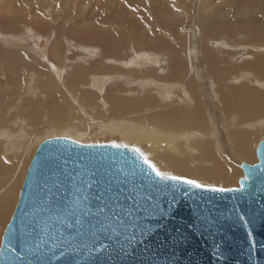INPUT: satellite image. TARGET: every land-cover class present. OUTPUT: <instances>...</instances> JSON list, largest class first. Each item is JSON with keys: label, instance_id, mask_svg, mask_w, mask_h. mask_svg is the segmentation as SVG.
<instances>
[{"label": "bare ground", "instance_id": "bare-ground-1", "mask_svg": "<svg viewBox=\"0 0 264 264\" xmlns=\"http://www.w3.org/2000/svg\"><path fill=\"white\" fill-rule=\"evenodd\" d=\"M74 1L60 23L51 10L53 30L41 1L0 0V24L8 26L0 31V226L45 131L127 139L159 171L220 187L236 180L230 158L256 161L253 139L264 131V0H200L201 63L187 48L189 33L177 37L183 50L175 56L177 48L136 25L147 13L154 19L157 0H95L92 11L94 0ZM175 1L181 19L188 1ZM70 19L75 32L65 28ZM238 33L242 40L234 42ZM76 97L98 128L69 120L79 116Z\"/></svg>", "mask_w": 264, "mask_h": 264}, {"label": "water", "instance_id": "water-1", "mask_svg": "<svg viewBox=\"0 0 264 264\" xmlns=\"http://www.w3.org/2000/svg\"><path fill=\"white\" fill-rule=\"evenodd\" d=\"M256 156L240 188L214 191L157 176L131 148L47 138L0 264H264V140Z\"/></svg>", "mask_w": 264, "mask_h": 264}, {"label": "rangeland", "instance_id": "rangeland-1", "mask_svg": "<svg viewBox=\"0 0 264 264\" xmlns=\"http://www.w3.org/2000/svg\"><path fill=\"white\" fill-rule=\"evenodd\" d=\"M38 1L39 2L41 1L40 2L41 3L40 7L42 9L43 8H45V9L47 8V10H44V9L42 10L40 8L41 9L40 11H41V13H45V12L48 13V16L50 17L49 19H51V27H53V30H58V24H57V21L52 20V19H54V18H52V16H53L52 14L54 12H57L58 13V15H59L58 21L60 23V22L63 21V13L66 12V11L73 10L76 7V3H75L74 0H57V5H59V7H58L57 10H55V9L53 10V8L55 6L54 4L56 3V0H52V1L49 0L50 1V2L48 1L49 5H46L45 4V2H47V0H45V1L44 0H38ZM111 1H113V0H111ZM157 1H159L161 3H159V5H158V8H157L156 13L154 15V19L153 20H150L149 13H147L145 15H142V17H141L140 20L136 19L137 18V16H136V18H135L137 20L136 25H138V26L141 25L142 31L145 34H147V35L150 33L151 30L154 31V32H156V34L162 40H165V41H167L169 43L170 47L177 48L178 51L175 54V56H177L178 53L182 52V50H183L182 46H180V44L179 45L177 44V37L180 34L189 33L188 35H190V37H191L192 44H189L187 48L189 49L190 52L195 53L196 58H197L196 61L199 62V63H201V55L200 54H201V51H202V44L199 41L200 27H199V24H198L200 22V14H199V9L197 8L200 0H187L188 1V4H189V12L183 18H181V19H179L178 14H177L176 7L178 6V3L175 0H157ZM98 2H100V1H98ZM94 3H95V0L93 1L92 5H91V11L94 9ZM22 4H23L22 1L21 2H17L16 6L19 8V5H20V8H21L22 7L21 6ZM24 6H25V4H23V7ZM82 6H85L86 10L88 9L87 5H82ZM131 6L132 5H130L129 8H131ZM134 8H138V6L135 4L134 5ZM51 10L54 11V12H52ZM50 12H51V14H50ZM83 12H85V11H83ZM95 19L96 18H92V22L97 27H99L100 23L97 22V20L95 21ZM85 23H88V22H85ZM70 24H74V19H70V20L67 21V24H66V27H65V28H67V32L68 31L75 32V30H73L74 28H69V25ZM114 25L115 24H112L111 26H114ZM7 28H8V26H7V23L6 22L3 23V24H0V31L4 32ZM60 36H66V34L60 32ZM234 37H235V39H232ZM219 38H222V37L220 36ZM232 38L231 39L234 42L237 41L236 39H238V41H241L242 40V35L239 34V33L238 34H233L232 35ZM156 90L157 89H155V92H153V94H156L157 93ZM75 101H78V103H77V111L79 113V116L71 115L69 117V120L73 121L74 118H78L79 121L80 122H83L86 126L98 128L99 123H95V121L93 119H91L90 117H88L86 115V112H87L86 111V108L84 106H81L80 105L79 100H78L77 97H76ZM50 113H51V111L48 113V117H49ZM43 117L45 118V116H43ZM44 118H43V121L45 120ZM51 122H53V123L55 122L54 124H56V123H62L60 120L51 121ZM44 124L45 125H49L46 122H44ZM259 132H262L261 133L262 135L260 134V138L257 135V134H259ZM259 132L255 135V139L256 140L253 139V145H255L254 146L255 148L251 144V148H252V150L254 148V151L257 149L259 143L264 140V131L262 130V131H259ZM52 135H55V134H53V133H51L49 131H45V132L40 133L37 136L36 140L40 139V141L42 142L45 139H47L49 137H52ZM59 135H63V133H59ZM65 138H68L69 140H72L69 137H65ZM96 140H98V138H94V137H91L90 136V137L85 138L84 140H81V139L74 140L73 139L72 141H74L76 143H79V144H86V145H109V146H115V147H118L117 145H123V148L124 147H127V148H131V149L135 150L142 158H144L145 160H147L151 164H153L150 160L147 159V157L145 155H142L137 148L135 149V146H133L132 144H124V142H126L127 139H124V141H122V140H119L117 138H109V137H106L104 140H100V141H96ZM38 146H39V144H38ZM38 146L36 145L34 147V149L32 150V152L30 154L31 157L29 156L28 161H27V164H30V162L32 160V157H33L32 156V153L33 152L35 153L36 148ZM257 160L258 159H256V161L254 160V162H252V164H251L249 161H247L245 159H242V160L235 159V160H233V159L230 158V164L232 165L233 168L236 169V172H237V174H236V180L233 181V182H231V181L220 182L222 185H225L226 187H220V186H217V185H214V184H205V185H211V186L216 187V188H226V189L240 188V182H242V181L245 180V177H244V174H243V170L241 168V164L242 163H246V164H250V165H256L258 163ZM27 166L29 167V165H26V167H25L26 169H27ZM153 166L157 169V167L154 164H153ZM26 169L24 170V174L25 175H26V172H27ZM178 176H182V177H185V178H188V179H192V178L187 177L185 175H178ZM22 179L24 181V177H22ZM23 181L21 183L20 190H21ZM20 190H19V193H20ZM19 193H18V197H19ZM18 197L16 199V202H15V204L13 206V210L11 211L9 217L5 221L4 225L3 226H0V237H1L0 238V243L2 241V237H3V234H4L5 228H6L7 224H8V222L11 219V216H12L11 214H13V211H14L15 206L17 204Z\"/></svg>", "mask_w": 264, "mask_h": 264}, {"label": "snow or ice", "instance_id": "snow-or-ice-1", "mask_svg": "<svg viewBox=\"0 0 264 264\" xmlns=\"http://www.w3.org/2000/svg\"><path fill=\"white\" fill-rule=\"evenodd\" d=\"M117 146L118 147H122L123 145H117ZM154 171H156L157 176H160L163 179H168V180H184L185 179L182 176L171 175L170 173L158 171L155 168H154ZM185 182L190 184V185H193L195 187H198V188L212 187L214 191H216V190H218V191H228L229 190V189H226V188L217 189V188H215V187H213L211 185H205V184H202V183H198L197 180H195V179H187Z\"/></svg>", "mask_w": 264, "mask_h": 264}]
</instances>
